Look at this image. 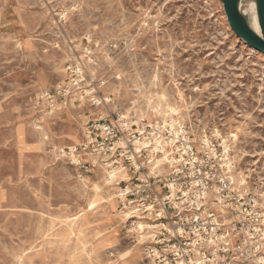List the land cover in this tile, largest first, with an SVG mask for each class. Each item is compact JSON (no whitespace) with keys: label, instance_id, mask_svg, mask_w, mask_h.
<instances>
[{"label":"rangeland","instance_id":"1","mask_svg":"<svg viewBox=\"0 0 264 264\" xmlns=\"http://www.w3.org/2000/svg\"><path fill=\"white\" fill-rule=\"evenodd\" d=\"M70 65L94 80L100 104L74 101L56 118L34 109L73 77ZM100 120L163 137L185 124L196 142L212 138L249 225L216 264H264V55L234 35L221 0H0V264H149L119 215L88 211L94 185L57 157ZM16 123L44 148L23 150Z\"/></svg>","mask_w":264,"mask_h":264},{"label":"built area","instance_id":"2","mask_svg":"<svg viewBox=\"0 0 264 264\" xmlns=\"http://www.w3.org/2000/svg\"><path fill=\"white\" fill-rule=\"evenodd\" d=\"M68 71L73 77L67 83H58L39 95L41 111L47 116H54L60 105L72 101L81 104L90 98L100 104L94 80L80 66L70 65ZM128 125L95 122L87 143L65 147L60 156L79 177L97 166L105 170L107 182L121 171L130 174L119 187L120 211L130 217L132 240L141 245L147 261L216 264L249 226L241 217L243 212L237 214L241 195L229 176L227 156L212 138L205 136L196 142L185 124L164 137L154 130L124 129ZM144 133L160 144L144 146ZM90 156L98 157L96 163L86 160ZM230 212L241 218L227 223ZM142 223L147 226L140 230Z\"/></svg>","mask_w":264,"mask_h":264},{"label":"crops","instance_id":"3","mask_svg":"<svg viewBox=\"0 0 264 264\" xmlns=\"http://www.w3.org/2000/svg\"><path fill=\"white\" fill-rule=\"evenodd\" d=\"M42 92H44V91H42ZM42 92H40V94L42 93ZM40 94H38L37 95V99H36V101L34 102V109H37V111H40L41 110V104L38 102V98H39V95ZM73 102L74 101H72V102H70L67 106H63V105H60V110L56 113V115L54 116V117H52V118H56L57 117V115H59V114H61L63 111H67V110H74L73 108H78L79 106H76V105H74L73 104ZM37 107V108H36ZM45 115V114H44ZM47 125H48V123H47ZM89 129H90V124H89ZM43 129H45L46 131H47V134L46 135H48L49 134V132H48V129H50V127L47 129V128H45V127H38V130H40V133H41V135L43 136V137H45V135H44V132H43ZM88 128H87V132H90L91 133V131L89 130ZM15 131H16V134H17V138H18V141H19V143H20V145L22 146V149L23 150H25V151H29V152H34V151H38V150H42L44 147V141L41 139H39L37 142L35 141V142H30L29 141V139H28V132H27V126L24 124V123H16V127H15ZM72 135H76V134H70L69 136L71 137ZM77 136H79L80 137V135H77ZM72 138V137H71ZM73 139V138H72ZM81 139V138H80ZM45 140H49V138L48 139H45ZM74 141V140H73ZM75 142V141H74ZM82 143V142H81ZM72 146V145H71ZM65 147H68V146H65ZM64 147V148H65ZM61 152V151H60ZM57 157H59L60 159V161H63V162H60V161H58V162H60V163H63V164H65V166L67 167V168H69L72 172H73V174L75 175V177L82 183V184H84V185H89V184H95V182H97V184H99L100 185V183H102L103 184V186L104 187H108V188H110V190H114V192H115V189L114 188H116V195H117V201H118V206H119V208H120V201H119V199H118V192H119V187H120V185H122V183H124V182H127L128 180H129V178H130V174L128 173V172H126V171H121V172H119V173H117L116 175H115V177H114V179H112V181H110V182H107V180H106V177H107V175H106V172H105V170L103 169V168H101L100 166H97L95 169H93L91 172H89L88 174H86V175H84L83 177H79V175H78V173H77V171H76V169H74L73 167H71V166H69L67 163H66V161L65 160H63L62 159V157L60 156V153H59V156L57 155ZM97 156H90V157H88L86 160H88V161H92L93 163H96V161H97ZM163 169V170H162ZM159 170L162 172V171H165V169L163 168V167H161V168H159ZM123 175V176H122ZM124 175H126L127 177L126 178H124ZM123 177L122 179H119L120 177ZM94 178H97V179H99V181H93L94 180ZM101 181V182H100ZM121 217V222H122V224L124 225V229H125V231L128 233V235H129V240H130V242H131V244H132V246H133V248L134 249H137L141 254H142V247H141V245L140 244H136L133 240H132V236H131V234H130V232H129V226H128V222H129V219H130V217L129 216H127V215H121L120 216ZM142 226H143V228L144 227H146L147 225H146V223H142L141 224ZM117 234H118V231L116 232V235H115V237H117ZM141 240H145V238L143 237ZM142 256H143V254H142ZM143 258H144V256H143ZM144 260H146L145 258H144ZM147 261V260H146ZM149 264H154V263H152V262H149V261H147Z\"/></svg>","mask_w":264,"mask_h":264},{"label":"water","instance_id":"4","mask_svg":"<svg viewBox=\"0 0 264 264\" xmlns=\"http://www.w3.org/2000/svg\"><path fill=\"white\" fill-rule=\"evenodd\" d=\"M230 29L252 51L264 55V0H221ZM254 8L259 33L254 29Z\"/></svg>","mask_w":264,"mask_h":264},{"label":"bare ground","instance_id":"5","mask_svg":"<svg viewBox=\"0 0 264 264\" xmlns=\"http://www.w3.org/2000/svg\"><path fill=\"white\" fill-rule=\"evenodd\" d=\"M122 1V0H121ZM73 2V1H72ZM71 2V3H72ZM74 3V2H73ZM92 4V3H91ZM75 7V6H74ZM113 7V6H112ZM85 9V8H84ZM113 12H114V10H113ZM250 12H251V14H252V16H253V26H254V29L259 33L260 31H259V27H258V25H257V23H256V19L254 18L255 17V12H254V8L252 7L251 9H250ZM67 14V13H66ZM120 14V13H119ZM80 15V14H79ZM87 15H89V14H87ZM146 15V14H145ZM114 16V15H113ZM79 20H80V18H79ZM83 20H84V18H83ZM86 20V19H85ZM80 23H83V22H80ZM93 25V24H92ZM91 26V25H90ZM230 27V26H229ZM89 29V28H88ZM132 37V36H131ZM91 40V39H90ZM18 43V42H17ZM99 43V42H98ZM19 44V43H18ZM17 44V45H18ZM22 48V47H21ZM46 52V51H45ZM32 55V54H31ZM57 64V63H56ZM151 71H152V69H151ZM156 77H158V76H156ZM154 84V83H153ZM181 93H179V95H180ZM160 98V97H159ZM181 99V98H180ZM107 100V102L109 101V99L107 98L106 99ZM163 107H164V105H163ZM155 108V107H154ZM171 109V111H175L174 110V108H170ZM139 113V112H138ZM45 116H47L46 114H45ZM123 118V117H122ZM36 127V126H35ZM157 128V127H156ZM140 131H142V129L140 130ZM171 131V130H170ZM43 132H44V135H45V139H48L49 137H47L46 136V134H47V131L45 130V129H43ZM217 132V131H216ZM232 133V132H231ZM86 135H87V137H93L92 136V134L90 133V132H87L86 133ZM144 136H145V140H144V146H149L152 142H154V143H156V144H160V141L158 140V139H153V138H149L148 137V135L146 134V133H144ZM237 135L236 134H232L231 135V137L232 138H237L236 137ZM72 138H73V140L75 141V142H77L78 140L80 141V137L79 136H77V135H72L71 136ZM61 150H63V148L61 149ZM163 170V169H162ZM162 172H164V171H162ZM114 177H115V175H113L112 176V178H111V181H112V179H114ZM241 179H243V177L241 178ZM245 181V180H244ZM236 183V182H235ZM238 183V182H237ZM94 188H95V192H96V199L94 200V201H92V202H90L89 203V205H88V211L89 210H91V211H93L94 209H96L99 205H106L108 208H109V212H111V215L113 214L115 217L116 216H120L121 215V212H118V213H116L115 211H111L112 210V208L113 207H117V195H116V188H114L115 189V192H114V190H110V191H108V190H104L102 187H100V185L99 184H97V183H95L94 184ZM119 190V189H118ZM83 191V190H82ZM110 216V215H109ZM140 230H142L143 229V226L140 224ZM220 259V257H218V260Z\"/></svg>","mask_w":264,"mask_h":264}]
</instances>
